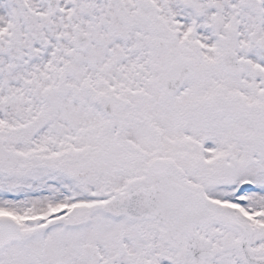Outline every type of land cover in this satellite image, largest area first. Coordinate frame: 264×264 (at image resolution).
<instances>
[{
  "label": "snow or ice",
  "instance_id": "1",
  "mask_svg": "<svg viewBox=\"0 0 264 264\" xmlns=\"http://www.w3.org/2000/svg\"><path fill=\"white\" fill-rule=\"evenodd\" d=\"M0 264H264V0H0Z\"/></svg>",
  "mask_w": 264,
  "mask_h": 264
}]
</instances>
